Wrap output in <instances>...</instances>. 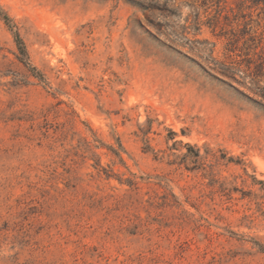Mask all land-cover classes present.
<instances>
[{
	"label": "rangeland",
	"instance_id": "rangeland-1",
	"mask_svg": "<svg viewBox=\"0 0 264 264\" xmlns=\"http://www.w3.org/2000/svg\"><path fill=\"white\" fill-rule=\"evenodd\" d=\"M0 7V264H264L257 7Z\"/></svg>",
	"mask_w": 264,
	"mask_h": 264
},
{
	"label": "trees",
	"instance_id": "trees-1",
	"mask_svg": "<svg viewBox=\"0 0 264 264\" xmlns=\"http://www.w3.org/2000/svg\"><path fill=\"white\" fill-rule=\"evenodd\" d=\"M247 1L250 2L251 6H255L258 8L259 14L261 15V17H263L262 19L264 20V0H247ZM0 15L2 19L5 21V23L7 24V26L12 31V34L14 36V41L18 49V57H19L20 62H22L26 67H28L29 71H31L32 73L33 72L36 73L35 72L36 68L34 66L29 65L27 51L25 49V45L18 31L14 29V26L11 24V18L2 10L1 7H0ZM35 76L37 77V74Z\"/></svg>",
	"mask_w": 264,
	"mask_h": 264
}]
</instances>
